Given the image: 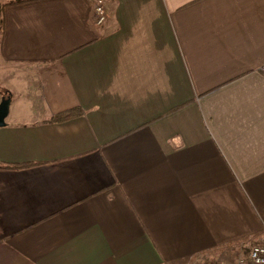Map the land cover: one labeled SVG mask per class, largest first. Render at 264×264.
<instances>
[{"label":"crops","instance_id":"crops-1","mask_svg":"<svg viewBox=\"0 0 264 264\" xmlns=\"http://www.w3.org/2000/svg\"><path fill=\"white\" fill-rule=\"evenodd\" d=\"M94 1L4 9L0 264H233L264 232V0Z\"/></svg>","mask_w":264,"mask_h":264},{"label":"built area","instance_id":"built-area-1","mask_svg":"<svg viewBox=\"0 0 264 264\" xmlns=\"http://www.w3.org/2000/svg\"><path fill=\"white\" fill-rule=\"evenodd\" d=\"M106 0H95L93 4V20L97 25L104 24L108 19ZM264 71V67L262 68ZM233 264H264V243L254 244L248 254L239 256Z\"/></svg>","mask_w":264,"mask_h":264},{"label":"trees","instance_id":"trees-1","mask_svg":"<svg viewBox=\"0 0 264 264\" xmlns=\"http://www.w3.org/2000/svg\"><path fill=\"white\" fill-rule=\"evenodd\" d=\"M27 1H32V0H0V36L2 35L3 31V23H4V9L5 7L13 4H19V3H24ZM0 92L3 96H11V92L8 88L2 86L0 84ZM83 110L81 108H71L64 110L62 112H59L55 114L52 117V120H58V121H63L69 118H72L78 114H82ZM26 165H7V164H1L0 167H5V168H21V167H26ZM258 243H264V232L260 235V238H257L254 243L251 244H258Z\"/></svg>","mask_w":264,"mask_h":264},{"label":"water","instance_id":"water-1","mask_svg":"<svg viewBox=\"0 0 264 264\" xmlns=\"http://www.w3.org/2000/svg\"><path fill=\"white\" fill-rule=\"evenodd\" d=\"M11 102V96H2L0 101V127L6 125L7 123L6 119L10 112Z\"/></svg>","mask_w":264,"mask_h":264},{"label":"rangeland","instance_id":"rangeland-1","mask_svg":"<svg viewBox=\"0 0 264 264\" xmlns=\"http://www.w3.org/2000/svg\"><path fill=\"white\" fill-rule=\"evenodd\" d=\"M1 71H3V70H1ZM0 71V72H1ZM5 71V70H4ZM6 73V72H5ZM3 74V73H2ZM1 93V92H0ZM0 101H1V99H0ZM19 103V101L16 99V100H14V101H12V103H11V107H10V109L11 110H14L15 108H16V106H17V104ZM250 247H251V245H247L246 246V251H245V253L244 254H248V252H249V250H250ZM239 257V256H238ZM209 264H220V262H217V260L215 261V260H213V262L212 263H209Z\"/></svg>","mask_w":264,"mask_h":264}]
</instances>
